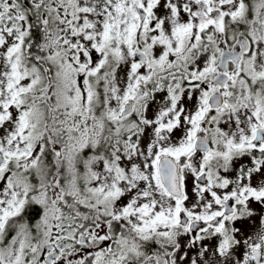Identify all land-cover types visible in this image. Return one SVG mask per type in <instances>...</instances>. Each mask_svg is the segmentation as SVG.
Wrapping results in <instances>:
<instances>
[{
  "label": "snow or ice",
  "instance_id": "6c2138e0",
  "mask_svg": "<svg viewBox=\"0 0 264 264\" xmlns=\"http://www.w3.org/2000/svg\"><path fill=\"white\" fill-rule=\"evenodd\" d=\"M0 264H264V0H0Z\"/></svg>",
  "mask_w": 264,
  "mask_h": 264
}]
</instances>
